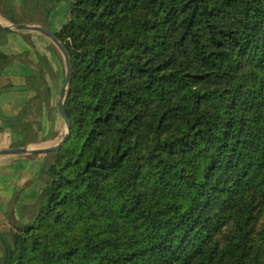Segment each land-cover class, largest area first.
<instances>
[{"label":"trees","instance_id":"16d2710c","mask_svg":"<svg viewBox=\"0 0 264 264\" xmlns=\"http://www.w3.org/2000/svg\"><path fill=\"white\" fill-rule=\"evenodd\" d=\"M61 1L0 10L50 26ZM68 4L71 133L0 264H264V0Z\"/></svg>","mask_w":264,"mask_h":264},{"label":"crops","instance_id":"0c3cea01","mask_svg":"<svg viewBox=\"0 0 264 264\" xmlns=\"http://www.w3.org/2000/svg\"><path fill=\"white\" fill-rule=\"evenodd\" d=\"M18 7L21 0H16ZM68 0H62L50 13V26L40 24L56 35L69 18ZM4 20V21H3ZM13 23L0 10V150L19 146L21 113L28 106L27 121L40 128L31 148L56 145L63 122L58 100L66 75V64L56 44L46 35L30 30L7 29ZM30 24V23H22ZM48 153L0 155V235L13 231V221L25 222L27 210L38 200L45 181L41 176ZM3 243L0 239V257Z\"/></svg>","mask_w":264,"mask_h":264},{"label":"water","instance_id":"95a60500","mask_svg":"<svg viewBox=\"0 0 264 264\" xmlns=\"http://www.w3.org/2000/svg\"><path fill=\"white\" fill-rule=\"evenodd\" d=\"M7 29H19V30H30V31H37L40 32L47 37H49L56 46L60 49L64 60L66 64V75L64 79V83L61 89L60 97L58 100V109L63 117L65 124H66V132L64 136L61 138V140L53 146L45 147V148H31L29 146H16V147H10L0 150V155L2 154H44L49 153L51 151H56L60 149L68 140L69 135L71 133V122L69 120V117L67 115L66 109H65V98L67 93V88L70 84L72 73H73V66H72V60L71 56L69 54V51L65 44L60 40V38L49 28L40 25V24H11L9 26H5Z\"/></svg>","mask_w":264,"mask_h":264},{"label":"rangeland","instance_id":"374dc122","mask_svg":"<svg viewBox=\"0 0 264 264\" xmlns=\"http://www.w3.org/2000/svg\"><path fill=\"white\" fill-rule=\"evenodd\" d=\"M59 49V48H58ZM60 50V49H59ZM61 52V51H60ZM62 54V53H61ZM61 133H60V135H59V138L57 139V140H59L60 138H62L63 136H64V134H65V132H66V124L63 122V124H62V128H61Z\"/></svg>","mask_w":264,"mask_h":264},{"label":"bare ground","instance_id":"6f19581e","mask_svg":"<svg viewBox=\"0 0 264 264\" xmlns=\"http://www.w3.org/2000/svg\"><path fill=\"white\" fill-rule=\"evenodd\" d=\"M4 21V20H3Z\"/></svg>","mask_w":264,"mask_h":264}]
</instances>
